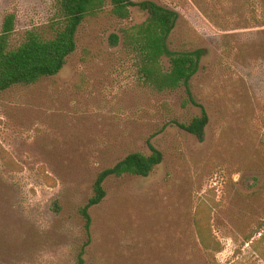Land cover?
Masks as SVG:
<instances>
[{"label": "rangeland", "instance_id": "1", "mask_svg": "<svg viewBox=\"0 0 264 264\" xmlns=\"http://www.w3.org/2000/svg\"><path fill=\"white\" fill-rule=\"evenodd\" d=\"M154 1L179 14L170 48L203 50L190 93L142 78L122 29L148 12L122 19L109 0L58 74L0 92V264H76L99 172L151 144L148 176L105 182L86 264H264V0ZM55 5L0 0V30L14 12L12 46L51 36ZM203 109L200 140L180 124Z\"/></svg>", "mask_w": 264, "mask_h": 264}, {"label": "trees", "instance_id": "2", "mask_svg": "<svg viewBox=\"0 0 264 264\" xmlns=\"http://www.w3.org/2000/svg\"><path fill=\"white\" fill-rule=\"evenodd\" d=\"M107 1L56 0L53 34L45 36L38 29L27 30L24 40L18 46H12L16 14L6 13L0 30V92L16 84H33L45 76L58 74L68 62V57L76 50L77 32L81 24L89 16L98 15ZM109 1L113 14L122 19L130 17L133 6H139L148 12L145 21L122 29L123 45L135 55L142 78L160 91L184 86L190 93V83L200 68L203 50L178 51L170 48L169 37L176 26L178 12L154 0L138 3L133 0ZM110 38L116 44L119 35L113 33ZM164 58L169 59L168 67L164 64ZM208 123L209 115L203 109L202 114L180 126L203 140ZM150 147V154L132 152L99 172L93 195L79 211L84 222L85 239L76 252V264H86L87 248L92 241L91 208L106 198L105 182L111 176H148L163 160V153L152 144ZM200 232L203 233L202 229Z\"/></svg>", "mask_w": 264, "mask_h": 264}]
</instances>
